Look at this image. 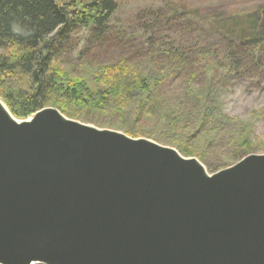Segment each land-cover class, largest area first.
Listing matches in <instances>:
<instances>
[{"label":"water","instance_id":"water-1","mask_svg":"<svg viewBox=\"0 0 264 264\" xmlns=\"http://www.w3.org/2000/svg\"><path fill=\"white\" fill-rule=\"evenodd\" d=\"M264 264V153L196 157L0 98V264Z\"/></svg>","mask_w":264,"mask_h":264},{"label":"rangeland","instance_id":"rangeland-1","mask_svg":"<svg viewBox=\"0 0 264 264\" xmlns=\"http://www.w3.org/2000/svg\"><path fill=\"white\" fill-rule=\"evenodd\" d=\"M114 1L105 32L73 31L60 66L91 90L119 87L106 69L125 62L124 73L148 78L151 92L69 103L72 119L187 149L209 173L243 157L242 137L249 154L264 153V0ZM201 50L213 52L215 67L199 59Z\"/></svg>","mask_w":264,"mask_h":264},{"label":"trees","instance_id":"trees-1","mask_svg":"<svg viewBox=\"0 0 264 264\" xmlns=\"http://www.w3.org/2000/svg\"><path fill=\"white\" fill-rule=\"evenodd\" d=\"M117 8L114 0L85 3L79 0H0V97L15 117L25 118L53 105L66 116L75 118L76 114L67 109L69 103L89 104L95 99L122 101L151 92L148 78L143 75L132 78L124 73L125 62L106 69L121 79L119 87L91 90L83 79L67 76L60 66L59 53L71 33L83 29L92 32V38L99 37L108 28ZM14 23L20 33L12 31ZM212 54L201 50L198 57L202 62L211 60L213 68L216 63ZM231 65L228 63L226 69ZM98 77L106 79L102 74ZM8 81L11 82L9 87ZM239 142L244 157L250 153L248 147L252 143L247 136ZM181 153L193 155L187 149Z\"/></svg>","mask_w":264,"mask_h":264},{"label":"clouds","instance_id":"clouds-1","mask_svg":"<svg viewBox=\"0 0 264 264\" xmlns=\"http://www.w3.org/2000/svg\"><path fill=\"white\" fill-rule=\"evenodd\" d=\"M12 31L14 32V33H20V28H19V26L17 25V24H13L12 25Z\"/></svg>","mask_w":264,"mask_h":264}]
</instances>
